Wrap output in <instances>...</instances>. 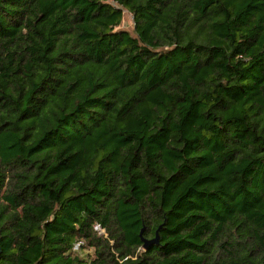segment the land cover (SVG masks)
<instances>
[{"label": "trees", "instance_id": "obj_1", "mask_svg": "<svg viewBox=\"0 0 264 264\" xmlns=\"http://www.w3.org/2000/svg\"><path fill=\"white\" fill-rule=\"evenodd\" d=\"M0 264H264V0H0Z\"/></svg>", "mask_w": 264, "mask_h": 264}, {"label": "rangeland", "instance_id": "obj_2", "mask_svg": "<svg viewBox=\"0 0 264 264\" xmlns=\"http://www.w3.org/2000/svg\"><path fill=\"white\" fill-rule=\"evenodd\" d=\"M133 26H134V23H133V16L132 14L127 11L126 9H124V17H123V23H122V27L123 28H126V29H129V30H132L133 29ZM79 245H77V250H79ZM92 249H83L82 251L79 250V252L81 253V255H86L88 254L89 252H91Z\"/></svg>", "mask_w": 264, "mask_h": 264}, {"label": "water", "instance_id": "obj_3", "mask_svg": "<svg viewBox=\"0 0 264 264\" xmlns=\"http://www.w3.org/2000/svg\"><path fill=\"white\" fill-rule=\"evenodd\" d=\"M143 231H144V227L142 228V230L140 232L141 236H143ZM143 241H144V245H143L144 249H146L152 243L159 242V234H158V232H157L156 236L151 238V239L143 237Z\"/></svg>", "mask_w": 264, "mask_h": 264}, {"label": "built area", "instance_id": "obj_4", "mask_svg": "<svg viewBox=\"0 0 264 264\" xmlns=\"http://www.w3.org/2000/svg\"><path fill=\"white\" fill-rule=\"evenodd\" d=\"M94 228H95V230L96 231H98L100 234H103V233H105V229H103L101 226H100V224H95L94 225ZM76 248H77V246H76Z\"/></svg>", "mask_w": 264, "mask_h": 264}]
</instances>
